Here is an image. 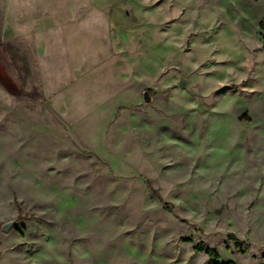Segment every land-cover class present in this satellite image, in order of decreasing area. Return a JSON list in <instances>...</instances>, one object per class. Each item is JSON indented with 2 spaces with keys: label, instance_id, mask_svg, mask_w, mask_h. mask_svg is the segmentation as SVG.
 Instances as JSON below:
<instances>
[{
  "label": "rangeland",
  "instance_id": "rangeland-1",
  "mask_svg": "<svg viewBox=\"0 0 264 264\" xmlns=\"http://www.w3.org/2000/svg\"><path fill=\"white\" fill-rule=\"evenodd\" d=\"M20 1L0 264H264V0Z\"/></svg>",
  "mask_w": 264,
  "mask_h": 264
},
{
  "label": "trees",
  "instance_id": "trees-1",
  "mask_svg": "<svg viewBox=\"0 0 264 264\" xmlns=\"http://www.w3.org/2000/svg\"><path fill=\"white\" fill-rule=\"evenodd\" d=\"M261 26H262V29H263V40H264V23H262ZM146 92L148 94H151L150 90H148ZM149 185H150V183H149ZM159 198L162 201V198L161 197H159ZM232 238L235 239L237 244H239V246H240L239 239L236 236H234V235H232ZM196 248L199 251H205L206 253L209 254V256L211 258L218 257V254H217L216 250H213V249H210V248H205L204 245H202V244L197 245ZM213 264H235V263L233 261H230L228 263H220V261H216V262H213Z\"/></svg>",
  "mask_w": 264,
  "mask_h": 264
},
{
  "label": "crops",
  "instance_id": "crops-1",
  "mask_svg": "<svg viewBox=\"0 0 264 264\" xmlns=\"http://www.w3.org/2000/svg\"><path fill=\"white\" fill-rule=\"evenodd\" d=\"M20 2H21V3H20L19 6H20L21 13H22V11H24V12H25V15H27V12H26L27 10H31V9L33 10L34 7H37L38 5H39V7H40L41 9H44V7H45L44 4H43L42 2H40V3L38 2V5L35 4L34 7L31 6V5H28V3H26L25 0H21ZM37 8H38V7H37ZM30 15H31V14H30ZM47 16H49V15H47ZM60 16H61V15H60ZM61 18H64V17L61 16ZM52 19H53V18H52ZM52 19H51V20H52ZM31 20H32V18H31V19L29 18V23L21 24L20 26H23V25L26 26L27 24H28V25H31V24H32V21H31ZM21 28L23 29V27H21ZM23 31H25V29H24ZM23 31H21V32H23Z\"/></svg>",
  "mask_w": 264,
  "mask_h": 264
},
{
  "label": "water",
  "instance_id": "water-1",
  "mask_svg": "<svg viewBox=\"0 0 264 264\" xmlns=\"http://www.w3.org/2000/svg\"><path fill=\"white\" fill-rule=\"evenodd\" d=\"M145 97H146L147 100L150 99V96H149V94L147 92L145 93Z\"/></svg>",
  "mask_w": 264,
  "mask_h": 264
}]
</instances>
